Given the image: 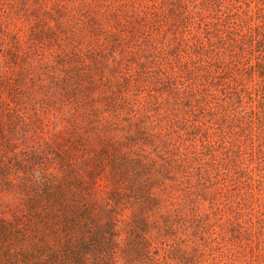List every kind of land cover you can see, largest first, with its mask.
Listing matches in <instances>:
<instances>
[{"label": "trees", "instance_id": "trees-1", "mask_svg": "<svg viewBox=\"0 0 264 264\" xmlns=\"http://www.w3.org/2000/svg\"><path fill=\"white\" fill-rule=\"evenodd\" d=\"M0 264H264V0H0Z\"/></svg>", "mask_w": 264, "mask_h": 264}]
</instances>
